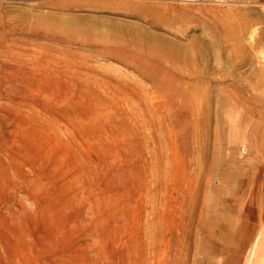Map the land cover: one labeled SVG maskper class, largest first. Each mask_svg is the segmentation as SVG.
I'll return each mask as SVG.
<instances>
[{
    "label": "rangeland",
    "instance_id": "1",
    "mask_svg": "<svg viewBox=\"0 0 264 264\" xmlns=\"http://www.w3.org/2000/svg\"><path fill=\"white\" fill-rule=\"evenodd\" d=\"M262 22L264 0H0V264H243L264 228Z\"/></svg>",
    "mask_w": 264,
    "mask_h": 264
},
{
    "label": "bare ground",
    "instance_id": "2",
    "mask_svg": "<svg viewBox=\"0 0 264 264\" xmlns=\"http://www.w3.org/2000/svg\"><path fill=\"white\" fill-rule=\"evenodd\" d=\"M253 11V10H252ZM251 11V12H252ZM226 12V11H225ZM218 13V12H217ZM240 13V12H239ZM241 15V14H240ZM233 17V16H232ZM252 15H251V18L250 19H252ZM257 17V16H256ZM242 18V17H241ZM248 18H249V16H248ZM249 19V21L248 22H250V21H252V20H250ZM241 20V19H240ZM247 20V19H246ZM253 22H256V21H254L253 20ZM251 23V22H250ZM262 23H264V22H262ZM247 24V23H246ZM249 24V23H248ZM254 26V25H253ZM221 28V27H220ZM239 35V34H238ZM259 40V39H258ZM242 41V40H241ZM262 41H264V40H262ZM260 42V41H259ZM246 43V42H245ZM262 43H264V42H262ZM255 44H257V43H255ZM261 44V43H260ZM241 46V45H240ZM262 46V45H261ZM258 48H257V45H256V47H252V49H251V51L253 50L254 51V53L256 52V50H257ZM250 51V50H249ZM252 51V52H253ZM113 55H116V56H119L120 58H124V59H127V58H129L128 56V54L127 53H124L123 51H112L111 52ZM214 53H216V52H214ZM218 53V52H217ZM261 54V53H260ZM262 54H264V53H262ZM132 55V54H131ZM132 57V56H131ZM261 57H262V55H261ZM260 57V58H261ZM139 59V58H138ZM135 61V60H134ZM262 61H264V59H262ZM134 63V62H133ZM135 63H137L136 61H135ZM215 63L217 64V65H219V59H218V57H216L215 58ZM141 64H143V63H141ZM164 65V64H163ZM142 66V65H141ZM146 72H149V74H154L155 76L154 77H156L157 79V83L165 90V89H167V93H168V95L170 96V98H172V99H174L175 100V102L177 103V105H179V106H184V108L186 109L188 106H189V104L190 103H194V104H196L197 102H198V100H197V98H196V96H194V98H193V96L192 95H190V94H188V93H190L189 92V88H191V86H193L192 84H191V86H189V88L188 87H185V86H187V82H183L185 79H182L183 81H181V80H179V79H177L176 77H174V76H172L168 71H166L163 67H161L160 65H155V64H151L150 62H149V64H147L146 66ZM142 69V68H141ZM143 70H145V69H143ZM260 71H261V73L260 74H264V64H262V66H261V69H260ZM254 72V71H253ZM142 73V72H141ZM145 73V72H144ZM150 76V75H149ZM150 77H152V76H150ZM185 77V76H184ZM223 77V76H222ZM252 77V76H251ZM185 81H187V80H185ZM193 83V82H192ZM154 84H155V82H154ZM153 84V85H154ZM190 84V83H189ZM245 87V86H244ZM159 89V88H158ZM161 89V88H160ZM192 89V88H191ZM224 90V89H223ZM222 92V91H221ZM225 92H228V91H225ZM230 94H228L227 93V95H226V98H225V100H227V102L229 101V102H231V103H233V102H235L236 100H237V98H236V96L234 97V94L233 95H231V92H229ZM199 94H201V93H199ZM202 96V95H201ZM203 98V97H202ZM201 98H199V102H201V100H200ZM196 100H197V102H196ZM196 102V103H195ZM203 102V101H202ZM216 102V101H215ZM174 103V102H173ZM193 104V105H194ZM217 104L218 105H220V102H217ZM217 105V106H218ZM176 106V105H175ZM195 107H196V105H194ZM210 107V106H209ZM184 108H182V109H184ZM194 108V107H193ZM200 108V107H199ZM217 108V107H216ZM219 109H221V108H219ZM219 109H217V110H214V111H216L215 112V114H217V112H218V110ZM192 110V109H191ZM197 111V110H196ZM199 111V110H198ZM213 111V112H214ZM181 112V111H180ZM191 112V111H190ZM183 113V114H182ZM182 113H179L178 115H179V117L182 119V120H186V118L187 117H189V116H187L186 114H187V111L184 113V112H182ZM196 113V112H195ZM211 113H212V111H211ZM177 114V113H176ZM175 114V115H176ZM181 114V115H180ZM189 114V113H188ZM199 114V113H198ZM177 115V116H178ZM237 115V113H235V112H228L227 114H226V118L229 120V122H230V124H232L233 126L235 125V121H236V116ZM215 116V115H214ZM192 117H196L194 114L193 115H190V119L192 118ZM178 118V117H177ZM215 118H217V115L215 116ZM193 119V118H192ZM196 119H197V117H196ZM199 119V118H198ZM181 121V120H180ZM197 122V121H196ZM249 147V146H248ZM248 147H244L243 146V149L245 150V149H247ZM248 150H251V148H248L247 149V151ZM252 198V197H251ZM198 245V244H197ZM199 253V252H198ZM244 263L243 264H264V228H262V229H260L259 231H258V233L255 235V237L253 238V240H251V243H250V245H249V247H248V249H247V251H246V255H245V260L243 261ZM229 263V262H228Z\"/></svg>",
    "mask_w": 264,
    "mask_h": 264
}]
</instances>
